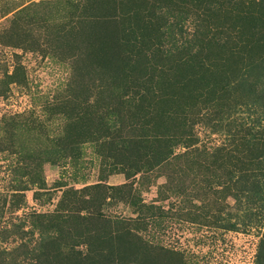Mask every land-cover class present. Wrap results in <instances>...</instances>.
Instances as JSON below:
<instances>
[{"label":"rangeland","instance_id":"374dc122","mask_svg":"<svg viewBox=\"0 0 264 264\" xmlns=\"http://www.w3.org/2000/svg\"><path fill=\"white\" fill-rule=\"evenodd\" d=\"M89 4L0 0V264H96L95 237L86 230L82 237L62 234L55 226L80 217L82 227L91 228L83 219L98 213L105 220L99 240L130 231L140 237V254L170 251L172 264H264V75L236 84L228 110L188 107L185 137L193 143L174 142L166 162L128 173L107 154L106 139L136 136L130 115L147 105V91L122 85L109 92L114 99L108 102L109 94H88L76 83L96 66L84 42L91 39L88 30L79 36L93 24L82 15ZM196 22L192 14L181 31L164 27L168 42L161 49L184 46ZM13 23L21 29L11 30ZM73 30L75 58L61 51ZM87 94L97 104L92 113L103 120H95V137L74 155L52 154L51 141L69 122L63 105ZM96 184L106 190H86ZM100 196L106 198L94 206L85 202ZM44 248L48 260L40 256Z\"/></svg>","mask_w":264,"mask_h":264},{"label":"trees","instance_id":"16d2710c","mask_svg":"<svg viewBox=\"0 0 264 264\" xmlns=\"http://www.w3.org/2000/svg\"><path fill=\"white\" fill-rule=\"evenodd\" d=\"M192 14L197 22L191 40H186L182 47L177 45L174 51H163L162 43L168 40L162 29L169 25L181 31L183 19ZM82 15L93 20L79 36L84 38L88 30L91 39L84 42L94 51L96 66L93 72L86 71V76L76 80L79 87L88 94L91 90L109 94L108 102L114 99L109 92L122 85L147 91L142 97L148 101L147 105H137L130 115L135 121L132 128L136 136L119 143L109 136L106 139L107 154L118 163L124 162L128 173L137 174L166 162L173 153L174 142L187 146L193 143L185 137L188 107L200 112L206 108L228 110L231 102L234 103L231 92L236 84L237 87L249 77L264 75V0H90ZM20 29V25H15L11 30ZM74 32L65 35V45L61 48L72 58L77 47ZM10 39L14 40L13 37L7 40ZM16 77L17 72L10 79L14 81ZM88 94L77 104L71 101L53 107V112L62 105L67 108L63 114L69 122L64 135L51 141L57 147L52 154L74 155L82 141L95 137L98 121L103 123V120L92 113L98 112L97 104ZM96 118H99L97 122ZM151 143H158V147L147 149L146 145ZM89 188L100 193L106 190L100 184L86 190ZM96 198L85 202L93 205L106 196ZM98 217L90 215L83 219L91 222V228L82 227L80 217L72 219L79 225L60 222L55 227L62 234L82 237L86 230V236L95 237L96 257L92 259L96 264H172L170 251L140 254V237L130 231H124L120 237L106 233V238L99 240L104 232L99 229L105 220L102 213ZM51 218H47V223L53 221ZM40 256L48 260V250L44 248Z\"/></svg>","mask_w":264,"mask_h":264}]
</instances>
